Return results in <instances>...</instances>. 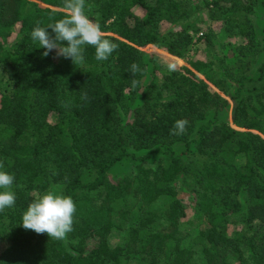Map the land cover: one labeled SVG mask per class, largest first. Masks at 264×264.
Instances as JSON below:
<instances>
[{
  "label": "trees",
  "instance_id": "trees-1",
  "mask_svg": "<svg viewBox=\"0 0 264 264\" xmlns=\"http://www.w3.org/2000/svg\"><path fill=\"white\" fill-rule=\"evenodd\" d=\"M201 1L85 0L86 14L118 49L97 61L86 46L84 61L73 63L55 50L43 56L31 38L37 24L64 17L63 0H0V65L12 71L10 91L0 92V161L14 174L16 193L15 205L0 212V264H196L180 227L183 190L193 195L192 243L203 264H264V235L252 226L264 224V62L256 77L245 62L248 50L264 53V24L258 40L249 19L256 0ZM220 19L227 34L241 37L233 57L217 54L215 31L202 27ZM163 21L170 28L159 32ZM15 25L20 37L8 47ZM194 44L184 64L160 83L152 68L140 87L156 59L151 46L178 60ZM133 63L141 69L135 75ZM126 91L127 100L140 95L132 109ZM231 104L239 129L218 118ZM178 119L188 120L187 130L172 135ZM159 152L155 167L109 174L124 159L142 162ZM57 187L75 202L74 230L63 239L25 230L33 193ZM238 214L241 229L228 235L226 224ZM114 229L123 242L112 246Z\"/></svg>",
  "mask_w": 264,
  "mask_h": 264
},
{
  "label": "clouds",
  "instance_id": "clouds-1",
  "mask_svg": "<svg viewBox=\"0 0 264 264\" xmlns=\"http://www.w3.org/2000/svg\"><path fill=\"white\" fill-rule=\"evenodd\" d=\"M65 15L46 27L37 24L31 32L33 41H38L45 51L43 56L55 50L57 56L70 58L72 62L82 63L86 46L95 49V59L106 61L118 45L106 38L98 22L91 19L85 11V0H63ZM51 30V31H49ZM169 71L175 70L174 64H168ZM130 71L133 75L140 72L138 64L133 63ZM187 119H178L170 130L172 135H183L188 126ZM0 161V212L12 208L16 202L13 190L15 176L4 170ZM76 205L71 196L54 194L51 191L39 195L27 206L22 216V227L37 234H47L53 239H63L72 232Z\"/></svg>",
  "mask_w": 264,
  "mask_h": 264
},
{
  "label": "rangeland",
  "instance_id": "rangeland-1",
  "mask_svg": "<svg viewBox=\"0 0 264 264\" xmlns=\"http://www.w3.org/2000/svg\"><path fill=\"white\" fill-rule=\"evenodd\" d=\"M263 1L264 0H256V3L254 5V8L252 11L249 13V19L251 20L255 35L258 40L261 39L262 37V31L261 28L264 24V6H263ZM155 0H147L148 4H154ZM190 4L192 3L193 6H202V1L201 0H190ZM90 6L87 2H85V9H89ZM204 12V11H203ZM135 13L138 15V17L143 18L146 10L141 8L140 6H137L135 8ZM204 17L206 18V12L203 13ZM210 24V27L215 31L216 36H215V43H216V51L217 54H220L221 51L223 53H226L229 57H233V55H236L235 47L237 44H239L241 37L239 36H232L227 34V32L224 29V21L223 19L220 20H214L212 22L206 20L203 23V29L206 25ZM19 26L15 25L13 27V32L7 39V46L11 47L20 37L19 31H18ZM170 28V25L167 22H161L159 24V32H163ZM203 31V30H202ZM196 38V36H195ZM198 44H194L191 49L187 52L186 57L184 59H178L174 60L172 59L167 50L164 47L160 46H151V51H154L156 54V59L154 64L152 65L151 63L148 62L147 65V71L145 75L141 77V84L140 87L142 88L145 84H147L150 79H151V74L149 73L152 68H155L154 73H155V81L157 83H160L161 80L163 79L165 73L169 71L168 69V64H184L185 61L190 59L196 50ZM247 58L245 59L246 62V67H248V73L256 77V68L257 66L264 62V53L261 51L257 50H248L247 52ZM227 56V57H228ZM145 59L148 60V56H145ZM12 71L11 69L6 66V65H0V92H8L11 89V83H10V75ZM228 85L230 87V93H232L234 89L233 81H228ZM141 90V89H140ZM128 91H126V98L124 102L127 100L128 96ZM140 95L137 94L135 97L134 95L132 98H128L127 103H129L130 108L132 109L133 106H136L138 104ZM218 118L224 122H226L228 125H230L232 128L239 129V127L234 123V112H233V104L230 106L226 107L222 112L219 113ZM182 149V142L181 141H176L174 143V150L175 153H179V151ZM191 151L195 152V147L194 145H191ZM138 153H143V152H138ZM162 156V153H154L151 155V157L147 160H144L142 162H137L135 160L131 159H124L118 163H116L110 170L109 174L113 177L117 176H122V175H131L135 172L138 164H141L143 166H150V167H155L159 158ZM54 194L59 195L58 187L50 190ZM34 197H38L39 193L34 192L33 193ZM180 200L184 203L186 206V217L182 219L181 223V230L186 235L185 238V244L194 248V250L197 252L196 258H195V263L196 264H203L204 261L200 255V248L198 246H194L192 241L194 237V230H193V225H191V221L195 220V213H196V208L194 206L193 202V195L189 193L187 190H183L180 195H179ZM242 223H241V215L238 214L236 216H233L229 222L226 224V233L228 235H232L236 230L241 229ZM252 226L258 231V233L264 235V224L260 223L259 221H256L252 223ZM123 233L119 231L118 229L112 230V232L109 234L108 237V242L110 245L114 246L117 244H121L123 241ZM64 242L66 243L65 239ZM1 249V247H0ZM131 264H138L137 260H130ZM159 264H163V260L160 258L159 259ZM232 264H238L237 262H232Z\"/></svg>",
  "mask_w": 264,
  "mask_h": 264
}]
</instances>
